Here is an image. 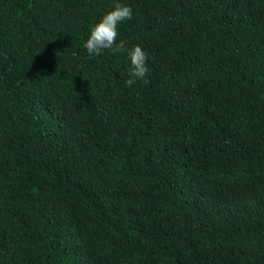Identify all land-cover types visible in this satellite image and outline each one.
I'll return each mask as SVG.
<instances>
[{"label": "trees", "instance_id": "obj_1", "mask_svg": "<svg viewBox=\"0 0 264 264\" xmlns=\"http://www.w3.org/2000/svg\"><path fill=\"white\" fill-rule=\"evenodd\" d=\"M0 264H264V0H0Z\"/></svg>", "mask_w": 264, "mask_h": 264}, {"label": "clouds", "instance_id": "obj_2", "mask_svg": "<svg viewBox=\"0 0 264 264\" xmlns=\"http://www.w3.org/2000/svg\"><path fill=\"white\" fill-rule=\"evenodd\" d=\"M133 18V10L129 6L117 3L114 10L109 11L100 22L92 29L89 38L84 44L89 56H99L109 51L112 54L125 52V42L119 40V26ZM119 40V42H118ZM131 67L129 79L125 81L128 87H132L141 81L148 83L149 73L148 53L141 46H135L128 50Z\"/></svg>", "mask_w": 264, "mask_h": 264}]
</instances>
